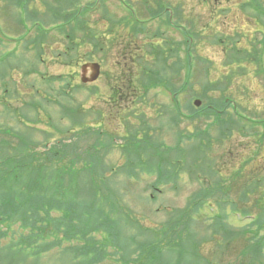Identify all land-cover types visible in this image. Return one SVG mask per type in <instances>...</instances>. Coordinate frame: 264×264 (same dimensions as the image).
Wrapping results in <instances>:
<instances>
[{
	"label": "trees",
	"instance_id": "obj_1",
	"mask_svg": "<svg viewBox=\"0 0 264 264\" xmlns=\"http://www.w3.org/2000/svg\"><path fill=\"white\" fill-rule=\"evenodd\" d=\"M143 1L148 5V0ZM67 3L68 0L62 9L67 7ZM152 4L153 16H157L156 13L163 15L168 7L172 8L178 26V4L175 7L171 0H152ZM11 6H21V0H14ZM68 6L73 8V5ZM242 9L264 26L263 0L243 2ZM65 13V20L61 24V18L52 22L59 29H68L66 37L72 43L77 39L75 31L82 27L83 20L75 9ZM186 22L189 27L185 28L184 39L178 43H174L172 37L165 36L164 32L153 33L154 39L165 41L163 44L153 43V66L145 69L146 80H138L136 85L139 89L137 92L141 91L144 95L150 88L161 85L176 94L175 112L170 120V128H175L176 140L173 144L154 139L152 132L158 133L159 129L139 117L140 124L134 126V130H128L127 141L120 147L124 162L116 168L114 164L106 166L104 163L105 152L112 149L113 143L101 140L98 130L85 127L74 134L70 143L59 140L48 146L49 140L45 143L36 142L33 129H0L2 134L12 138L0 140V222L10 227L12 223L21 221V225L28 228L29 232L22 233L21 241L18 242L21 253L31 248L32 254H37L38 240L45 237L44 230L47 229L49 234V226L53 224L52 229L56 232H60L62 225L67 227L65 237L68 240L75 239L79 232L94 246L97 241L91 236L92 232L106 231L115 239L118 248L122 249L124 264L129 261H135L136 264H223L228 255H235V258L229 259L226 264H264V193L251 203L249 196L264 187V175L257 174L254 169L260 150L264 148V117L255 119L244 115V111H240L239 101L225 94L229 91L230 83L223 82L225 78L231 81V77H237L241 72L244 74L248 66L254 64L257 66L254 73L264 79V35L260 39L262 42L258 41L259 44L251 52L238 47L239 42L234 40L237 38L239 41L241 35L238 33L235 38L231 35H211L213 43L224 44L226 60L222 67L230 68V71L216 82H206L205 79L202 91H197L191 81L192 69L196 63L203 64L204 74L208 78L212 62L195 54L204 39L203 33L196 30L195 18L187 17ZM40 41L45 42L44 39ZM182 49L185 51L184 59L180 57ZM183 69L186 76L181 88L173 81H178ZM132 84L135 83H122L121 93L134 92ZM182 90L187 95L185 113L177 101V95ZM196 97L203 100L199 108L192 104ZM65 114L74 126L83 124L79 111L72 108L71 112L68 110ZM181 116L186 120L184 128L179 127ZM235 137L238 139L234 140ZM249 139L254 141L257 149L245 158L239 156L234 161L230 160L227 164L231 169L226 176L225 172L218 169L224 159L216 156V151L227 150L226 158L231 159L235 141H244L239 145L246 147ZM76 142L85 144L78 148ZM107 172H110V177ZM141 173L155 175L152 188L155 191H159V186L166 182H171L176 188L184 174L198 181L200 188L191 194L185 207L174 209L166 220L144 231L139 224L143 217L123 204V195L119 190L110 188V182L118 175H125V181L131 183ZM241 179L247 182L238 201L230 200L234 185ZM85 185L87 192L83 189ZM155 191L148 197L150 201L156 200ZM211 197L219 205L220 212L213 218L214 222L205 227L207 233L197 239L196 227L204 228L200 223L199 211ZM230 203L234 210L241 208L244 214L254 216L240 230L232 229L227 223L228 217L224 210L225 205ZM55 211H61L60 216L54 215ZM131 224L139 227L140 231L127 237L129 244L135 245L131 250L135 258L128 257L126 249L130 245H124L120 235L124 225ZM8 231L0 229V244L1 239L8 236ZM247 234L249 236L242 248L233 245L236 239ZM210 240L215 242L216 250L211 255L203 254L201 246ZM57 243L61 244L62 240L57 239L52 245ZM46 245L51 247L49 243ZM11 247L13 245L7 248ZM102 253L96 254V258L90 262H100Z\"/></svg>",
	"mask_w": 264,
	"mask_h": 264
},
{
	"label": "rangeland",
	"instance_id": "obj_2",
	"mask_svg": "<svg viewBox=\"0 0 264 264\" xmlns=\"http://www.w3.org/2000/svg\"><path fill=\"white\" fill-rule=\"evenodd\" d=\"M13 1L14 0H8L9 3H13ZM47 1L52 3L51 0ZM63 1L66 2V0ZM93 1L94 0H80L79 7L82 6L81 8L83 10L84 8L91 6ZM171 1L175 7L179 3V22L183 24L185 28L189 27L187 26L188 24L186 22L187 17L190 19L195 18V21H197L196 30L202 31L204 38L201 44L197 47L195 54L204 57L212 62V65L209 69L210 72L208 78H206L204 74L203 64L196 63V66L192 69L191 81L194 82L197 91H202V84L205 79L207 80L206 82H216L223 79L225 77V74H228L230 71V68L222 67L224 61L226 60V56L224 53L225 46L224 44L213 43V34H223L225 36L231 35L235 38L236 34L238 33L241 35L239 41L237 38L234 39L236 42H239L238 47L240 49H247L250 52L253 51V47L256 44H259L258 41H261L264 35V26L260 27L261 25L256 20V18L249 16L248 11L245 12L242 9L243 2H246L248 0ZM41 2L42 0H26L25 2H22L21 6L13 7L9 5L8 7L12 9L11 11H0V37L5 40L14 39L17 42L15 44V42H13L12 40H8L6 41V44L0 45V128L4 129L7 127H11L15 130L21 131L32 127L34 129L33 133L36 142L45 143L46 140H49L50 143H53L57 140L63 139L65 142H71L70 139L79 129L83 128L84 125H86L85 127L91 125L93 126V128H96V117L94 118L95 115H93V113H95V111L102 106V91L107 92L109 85L108 83L106 84L102 79H100L99 82H95L94 85L82 84L79 76V68L69 67L64 64L63 57H61L60 60L54 57L49 47L46 48L44 56L47 62L38 66V73H40V75L37 73H32L30 69H28L34 68L36 66V64L33 63L35 48L33 47V45L28 46V52L24 51L21 46V37H24L26 34L32 31V29H25L23 24L24 15L22 12L25 5L26 10L30 12L29 20L31 21L38 17L47 16L48 11ZM130 3H132L133 5L136 4L137 7L143 9L144 5L142 0H130ZM1 4H4L2 0L0 2V9L2 8ZM118 4L119 3L117 0H111L107 3V6L110 10L113 11V13H115L119 10L118 8H116ZM4 6H6V4ZM94 6L97 7V11L91 12L88 16L91 23L100 20L101 17H104V12H102L103 7L101 6L99 8V0L94 1ZM69 10L74 9L68 8L65 9L64 12H67ZM107 13L112 16V19H114L115 16L111 12ZM156 15L158 14L156 13ZM81 16L83 17L86 15L82 14ZM60 20L61 21L59 23L61 24L65 19L64 17H62ZM102 24L105 25L109 23L104 19ZM86 26L88 27L87 23ZM149 27V30L151 31V33L149 34L150 37L153 31L161 28L162 31H166L165 34L167 37L172 36L175 40L178 41L183 39V37H181V34L168 29V26L162 23V19H160L159 21H152ZM150 37L147 36L148 41L154 43L159 42L160 44H163L165 41L162 39L152 40L150 39ZM57 40L59 42H53L50 46L53 48V50L59 51L58 53L65 51L67 49V45L65 44L64 36L58 35ZM112 40L113 38L111 37L110 41L112 42ZM146 41V39L139 40V45L143 48V51L145 49L143 45H145L144 43ZM59 43H61L60 47L58 45ZM117 49L118 48H116V51L118 52ZM86 50L88 49L80 48L78 59L88 60L90 58L89 56L81 57V55ZM143 51H140L139 55L144 53ZM64 54L67 55L65 52ZM69 54L70 63L73 62V64H75L77 60L76 58L74 59L75 56L73 57L74 52L71 51L69 52ZM94 55L95 58H93L91 61L98 62L99 54L94 53ZM123 57L124 54L118 56L116 53H114V51L109 52L108 58L107 60H105L106 69H111V72H113V70L118 68L116 64L119 63V61H121V65H123L125 60ZM181 57H185V51L181 52ZM24 59H27L28 61L30 59V62L32 59L31 65L26 66V64L24 63ZM64 59L66 60L65 57ZM128 67L129 65H127L126 69ZM256 67L257 66L255 64L253 66H248V71H245L244 74H242L241 72L237 77H231V81L225 80L226 78L223 79L224 83H230V86L228 87L229 91L225 92L226 96L235 97V99L240 103V111H244V114L255 119L264 117V79L259 78V76L254 73ZM45 74H47L48 76L61 77V79L55 80L53 82L54 89L51 91L59 104L51 103L47 105V103H49V101L51 100L50 97L48 98V96L46 95H41L38 97L34 91L36 90V88H40L43 92L44 90L48 91V88H46L47 85L44 82H41V80L39 79L41 75ZM70 76L71 80H74L75 78L74 82H71L69 80ZM37 80H40V87L36 84ZM67 80L70 83L69 86H66ZM183 81L184 79L181 78L180 83L182 84ZM173 82L179 84L178 81ZM59 89L62 91H68L67 97L60 96L57 92V90ZM70 94L71 97H69ZM178 97L180 98V101L182 103L183 101H185L186 103L187 95L185 94V92L181 93ZM99 98L101 100H99ZM145 101L146 102L139 103L140 108L145 111L147 117L150 119L151 124L159 127L158 133L152 132V136L154 137V139L156 138L157 140H164L167 144H173L176 140V137L175 128H170V112L168 111L167 113L169 114H163V116L162 112H160L165 105H167L168 107L170 106L171 108L173 107L171 94L164 92L161 88H157L149 92V95L145 98ZM27 103H30L33 110H28L27 108H25ZM62 105L81 106V108L85 111H92L90 112V115L88 114L86 116V121L82 125H76L74 127L66 117H62V115H60V108H62ZM184 106L185 105L183 104V107ZM23 112L30 119L34 120L24 119L23 124L25 125H23L20 121ZM46 112H48L51 119L46 114ZM112 113L115 114V112ZM136 113L140 115L141 110L137 109ZM40 114L41 117L38 116ZM36 117H40V123L38 124H34V122H36ZM120 121H118V123ZM131 121L134 123L136 122L135 119H132ZM50 122L52 123L49 125ZM26 124L29 125L26 127ZM116 125L117 124H115V126ZM181 128H183V125L181 126ZM259 129L261 130V128ZM59 130H61V132H59ZM1 139L6 140L12 138L0 132V140ZM236 139H238V137H235L234 140ZM247 141L249 145L246 147L239 145L241 143L243 144L244 141H235L232 147L233 155L230 156V154L228 153L231 159H229V157L226 158L225 151L227 150H217L216 156L222 157L224 159L218 165V169L227 173V171H230L229 169H231V166L227 164L230 160L234 161L239 156H244L245 158L257 149L252 139H249ZM76 143L75 144L78 146V148L83 147L85 144L84 142ZM39 149H41V146L39 147ZM225 149H227V147H225ZM105 153L106 156L104 157V163L107 164L106 166H108L109 164H114L117 168L124 162V159L121 157V153L118 147H113L110 151ZM255 162L257 163V165L254 167V169L257 170V174L264 175V148L260 150V155L257 157ZM250 167L251 166H249L248 168ZM226 173L225 175L227 176ZM106 174H108L110 177V172H107ZM124 177L126 176L118 175L116 178H114L113 181L110 182V188L112 190H119V192L123 195V204L131 207L139 217H143L140 222L144 225L141 228L144 231H148L146 227L155 228L156 225H158L161 221L166 220L169 216V213L174 209L184 207L188 202L191 194L200 188V183L198 181L191 180V178L186 174L183 175L176 188L171 182H166L159 186V191H155L152 189L153 182L156 178L155 175L141 173L138 179L132 180L131 183L125 181ZM77 180L78 179H76V182ZM246 182L247 180L241 179L234 185V190L233 192H231V198L229 197L230 200L233 199L235 201H238L240 193ZM83 189L86 191L88 188L85 185ZM153 191H155L156 193V201H150V199L148 198ZM263 191L264 187L260 190V192L250 193V203L257 199L260 195H263ZM212 200V197L208 199L207 202H205V204L203 205L204 208L200 209L199 211V213H201L200 217L203 221L202 223L204 226L212 223L210 219L214 218V215L216 214V211L214 210L216 208H213L209 205L211 202H213ZM157 209L159 210V212ZM232 209L233 207L230 203L225 205L224 211L227 214H230V218H232L233 220L232 226L234 228L239 229L249 222V219L243 220L242 217H239V213L232 214ZM252 213L254 214V212ZM49 227L53 228L54 225L51 224ZM60 228L62 229V231H67V227L65 225H62ZM74 231L76 232L75 228ZM201 231L203 232V230ZM8 232V236L1 239L2 244H0V255H2V258L0 259V264H92V262H90L89 260V257L92 256L94 252L89 248V244L87 243V246L84 248L80 247L86 240L80 238H77L73 241L64 240L60 245L55 246L52 245V242L55 241L56 238L62 237L63 234L62 232L57 233L54 230H50L49 234L46 235V239L42 240L49 243L51 247H49L48 251L43 252V249L41 248V241L39 243L41 250L36 255L32 254L33 249L24 250L21 253V246H13L10 249L5 246L11 241H17L21 237L22 232L25 234L29 232L28 229H25L21 225V221L12 223L11 229ZM138 232V229L123 228L122 237H127L131 234H139ZM81 233H83V231H81ZM94 237L96 238V240H99L97 242L98 248H105L108 251L107 255H105L104 258L100 260V263L95 264L123 263L122 253H120L119 255H114L116 249L113 247V245L110 246L108 244L111 241L114 242V239H111V237L104 232H95ZM123 241L124 245H130L129 240ZM11 245L12 243L10 244V246ZM134 247L135 245L131 244L130 247L128 246V248L126 249V252L129 254L128 257L132 258L136 256L135 254H131V250ZM79 249H84L85 251L80 253ZM212 249H214V243H208L203 248L205 253L210 252ZM86 251H88L89 253H87ZM120 252H122V249ZM233 258H235V255H230L228 259ZM236 261L237 260H235L234 262ZM224 263H229V261H224ZM126 264L136 263L135 261H129Z\"/></svg>",
	"mask_w": 264,
	"mask_h": 264
},
{
	"label": "flooded vegetation",
	"instance_id": "obj_3",
	"mask_svg": "<svg viewBox=\"0 0 264 264\" xmlns=\"http://www.w3.org/2000/svg\"><path fill=\"white\" fill-rule=\"evenodd\" d=\"M89 11V10H88ZM88 11H86L88 13ZM86 13V14H87ZM85 14V15H86ZM90 14V13H88ZM145 14L141 13V16H144ZM147 15V13H146ZM104 17H101L100 20H98V27L95 28H91V27H84L83 28V33L85 34L84 40L86 41L85 46H89V38H88V34L89 33H94L97 34L99 36V54H100V63H101V67H100V76H99V81L100 79H102L106 84L108 83V85H112V83L117 84V89L119 91L114 90L112 87H108V93L103 91V96H102V106L99 109V120H100V124H102V126H106L105 124H108L109 126H113V121H116L118 119V115L120 112V99L121 97V82H130L133 81L132 78H128L127 75L129 74H137L136 69H133V66H135L137 64V43L135 41H129V39L127 37H125L123 40L119 39V42H117V45H112L110 43V32L115 29V27L118 24V29L115 32H119L121 29H124V31L127 33V35H133V33H139L140 35L143 34H148L150 32L148 25L145 27V29L143 27H140V29L136 30V29H131V25L130 24H125L124 26H119L122 24L120 17H122L121 13H116L114 14V16L116 17V19L118 20L117 24H113L108 18H106L105 14L103 15ZM104 19L109 23V24H102ZM146 20H152V17L150 16L149 18H146ZM141 22H143V20H141ZM55 32H57L56 30H54ZM119 47L126 53L124 54V59H128L131 62V65H129L127 62H125L123 65H121V62L117 63L116 65L118 66V68H116L115 70H113V72H111V69H106V65H105V60H107L108 58V53L110 51H113L114 49H116L117 47ZM127 53H130V55H128ZM121 54V53H120ZM89 56L88 51L86 50L81 57H87ZM79 63V62H78ZM87 63H83L80 66V69L83 68L86 71L85 76L87 78H91V76L93 75V72H91L89 69L91 68L90 65L85 66ZM127 65H129V67L126 69ZM84 66V67H82ZM111 89V91H110ZM117 105H119V107H117ZM109 107V108H108ZM112 112H115V114H112Z\"/></svg>",
	"mask_w": 264,
	"mask_h": 264
},
{
	"label": "water",
	"instance_id": "obj_4",
	"mask_svg": "<svg viewBox=\"0 0 264 264\" xmlns=\"http://www.w3.org/2000/svg\"><path fill=\"white\" fill-rule=\"evenodd\" d=\"M97 76H98V73H97V74H95V76L92 78V80L96 79V78H97ZM197 104H199V103H197Z\"/></svg>",
	"mask_w": 264,
	"mask_h": 264
}]
</instances>
